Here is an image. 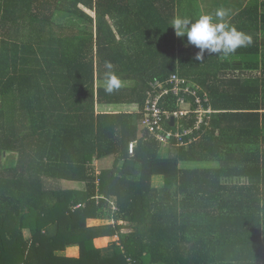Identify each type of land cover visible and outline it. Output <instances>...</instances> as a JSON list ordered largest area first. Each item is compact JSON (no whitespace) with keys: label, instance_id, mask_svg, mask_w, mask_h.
Masks as SVG:
<instances>
[{"label":"trees","instance_id":"obj_1","mask_svg":"<svg viewBox=\"0 0 264 264\" xmlns=\"http://www.w3.org/2000/svg\"><path fill=\"white\" fill-rule=\"evenodd\" d=\"M202 1L0 0V264H264V0L218 19L250 45L197 61L169 24ZM171 73L217 110L187 146L140 127Z\"/></svg>","mask_w":264,"mask_h":264},{"label":"built area","instance_id":"obj_2","mask_svg":"<svg viewBox=\"0 0 264 264\" xmlns=\"http://www.w3.org/2000/svg\"><path fill=\"white\" fill-rule=\"evenodd\" d=\"M216 112L204 88L177 73H171L165 78L148 82L140 127L161 146L171 143L178 147L187 146L198 139V131L209 123ZM134 144L135 141L129 143L130 153ZM110 205L114 210L112 202ZM111 240L118 243L116 235ZM127 262L131 264V259L127 258Z\"/></svg>","mask_w":264,"mask_h":264},{"label":"clouds","instance_id":"obj_3","mask_svg":"<svg viewBox=\"0 0 264 264\" xmlns=\"http://www.w3.org/2000/svg\"><path fill=\"white\" fill-rule=\"evenodd\" d=\"M223 11L216 13L222 18ZM173 27L175 35L179 38L187 37V44L199 49L195 54L197 61H202L205 55L222 54L228 56L238 48L246 47L252 43V38L245 32L226 23L215 22L212 15L202 14L196 19L177 16L169 24ZM187 46V45H186ZM111 68V65H108ZM104 91L112 93L122 86L123 81L113 72H109L103 82Z\"/></svg>","mask_w":264,"mask_h":264},{"label":"rangeland","instance_id":"obj_4","mask_svg":"<svg viewBox=\"0 0 264 264\" xmlns=\"http://www.w3.org/2000/svg\"><path fill=\"white\" fill-rule=\"evenodd\" d=\"M202 2H203L202 7L199 6L200 10L203 9L202 14H209L210 15L209 11H212V13H214V17L217 19V20L214 19V21L215 22H221V21H218L219 18H217L215 14L218 11H223L224 15H223L222 19L229 17L228 14L230 11H232V8H235L238 3L242 2V0H203ZM225 3H227V4L225 6H223V4H225ZM200 10L198 12H196L198 17L200 16ZM225 21H227V19ZM98 222H100V221H98V220L95 221V223H98ZM109 240H111V239L109 238L108 241L105 239H100V240H98V244L101 246H105V245H107ZM63 254L74 255V254H76V248L70 247V248L66 249L63 252Z\"/></svg>","mask_w":264,"mask_h":264},{"label":"crops","instance_id":"obj_5","mask_svg":"<svg viewBox=\"0 0 264 264\" xmlns=\"http://www.w3.org/2000/svg\"><path fill=\"white\" fill-rule=\"evenodd\" d=\"M264 132V131H263ZM247 180L246 179H240V181L239 182H241V183H245ZM152 184L154 185V186H156V187H160V186H162V184H163V178H162V176L161 175H154L153 177H152ZM105 240H107V239H105ZM101 246V245H100ZM68 249V248H67Z\"/></svg>","mask_w":264,"mask_h":264},{"label":"water","instance_id":"obj_6","mask_svg":"<svg viewBox=\"0 0 264 264\" xmlns=\"http://www.w3.org/2000/svg\"><path fill=\"white\" fill-rule=\"evenodd\" d=\"M170 123L172 124L173 123V119L171 118V121H170Z\"/></svg>","mask_w":264,"mask_h":264}]
</instances>
